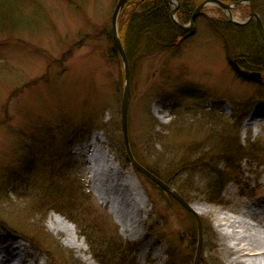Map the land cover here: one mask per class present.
I'll list each match as a JSON object with an SVG mask.
<instances>
[{
  "label": "rangeland",
  "instance_id": "374dc122",
  "mask_svg": "<svg viewBox=\"0 0 264 264\" xmlns=\"http://www.w3.org/2000/svg\"><path fill=\"white\" fill-rule=\"evenodd\" d=\"M4 1L16 19L12 27L0 24V239L14 233L11 243L22 240L24 264H89L88 259L100 264L92 252L116 232L94 226L89 212L100 210V215L108 213L123 242L135 247L130 258L137 264H194L199 220V264H227L216 214L231 215L235 205L242 210L264 197V116L245 127L256 110L264 109V76L243 75L231 62L241 53L263 56L252 21L234 28V22L227 23L229 10L210 5L173 50L158 49L133 67L132 152L183 192L190 211L147 181L128 157L121 124L124 74L116 60L106 57L108 40L92 38L95 31L112 32L117 0ZM251 2L264 24V0ZM230 10L241 23L251 12L248 2ZM94 132L144 203L140 237L124 233L111 204L96 195L88 164L96 152L77 153ZM235 137L243 150L232 155L233 171L221 162L220 147ZM118 165H113L117 172ZM216 178L232 182L211 200L218 195ZM24 181L34 185L27 193L43 199L40 212L30 211L33 203L26 199L7 194ZM89 195L92 202L86 200ZM51 213L75 227L79 249L51 227ZM83 232L93 235L94 247ZM121 257L116 254L112 262Z\"/></svg>",
  "mask_w": 264,
  "mask_h": 264
},
{
  "label": "trees",
  "instance_id": "16d2710c",
  "mask_svg": "<svg viewBox=\"0 0 264 264\" xmlns=\"http://www.w3.org/2000/svg\"><path fill=\"white\" fill-rule=\"evenodd\" d=\"M179 1L180 5L177 10V18L181 24H186L190 21L196 8L204 0ZM220 1L223 3L231 4L239 2L241 0ZM1 10L2 12L0 13V24L3 26L9 25L10 27H12L14 22L12 20L16 19L12 6L10 4L7 5L4 0H0V11ZM3 11H6L7 14H4ZM171 11L172 4L170 0H129L124 6L119 17V35L127 52V56L131 66V72L133 71V67L135 66L136 62H140L141 60L144 61L146 58L151 57L155 52L159 50H161L162 52L173 50L177 45V41L187 36V34L182 32L173 22ZM7 19L11 20L7 23L4 22ZM227 23L229 24L230 22L227 21ZM16 24L18 25L19 23L16 22ZM231 25L232 27L234 26V28L242 29L240 26L236 27L235 24ZM252 25L256 31L257 39L259 41L260 48L262 49L263 56L259 58H253L248 53H241L238 57H236V59L241 62L245 69L264 74V43L254 21H252ZM248 27L250 26H246L243 28L246 29ZM101 35L105 37L111 44V47L106 51V57L109 59V61L116 60L119 63L121 74H124L122 61L115 45L112 32L107 30L100 32L95 31V34L93 35L94 37L92 38L95 40H99L101 39ZM249 146H251V144ZM251 147H253L252 150L257 149L255 146ZM242 150V144L239 139H236V137L234 139L231 138L227 142L223 141V146L220 147V153L223 157L221 162H224L227 165L228 169L234 171L232 155L240 154ZM241 161H244V159ZM151 171L155 173L159 178H162L154 170ZM215 174L218 175L219 171H216ZM146 180L153 185H156L147 177ZM163 181L167 184H170L166 179H163ZM215 182L217 183L215 188L217 189L216 191H218V195H216V198L213 197L211 200L217 199L218 196L220 197L231 180L225 183H221V181L216 178ZM20 185V189H11L7 194L10 195L11 193H14L15 197L19 199H26V201H28L29 203H33V206L30 205L31 208L29 207L30 211L32 208H35L37 212H40L41 208L43 207L40 202L43 199L40 197H35V193L29 194L26 192L27 188L33 187L34 185L27 184L26 181L20 183ZM157 187L164 195L176 201L164 189L160 188L159 186ZM174 188L176 189L175 191H178V193L183 197V199H186L182 191H180L177 187ZM86 200L92 202V197L89 195L86 197ZM98 213L99 214H94L93 211L89 212V215H92L94 217V226L105 227L106 229H108L110 235L112 234V228H114L116 232H113L114 235L110 236V240L107 244L102 246V249L95 246V241H92L93 235H90L88 232H83V235L86 237L89 246H95V250L94 252H92L95 260H97V262H99L100 264H137L134 259L130 258L132 252L135 250V247L123 242L107 212H104L102 213V215H100L99 210ZM93 222H91L90 224L93 225ZM76 223L78 222L76 221ZM193 235H195V233ZM105 237V235L101 236L102 239H104ZM195 240H197L196 237H192V242ZM118 253L122 255L121 260L113 263L112 261L113 259L115 261V256Z\"/></svg>",
  "mask_w": 264,
  "mask_h": 264
},
{
  "label": "bare ground",
  "instance_id": "6f19581e",
  "mask_svg": "<svg viewBox=\"0 0 264 264\" xmlns=\"http://www.w3.org/2000/svg\"><path fill=\"white\" fill-rule=\"evenodd\" d=\"M259 113L264 114V109L259 108L252 117ZM252 117L246 122V129L255 124ZM98 138V132H94L78 147L77 153L89 155L96 152L88 161L91 167V183L95 187L96 195L101 202L111 204L110 211L122 225L124 233H130L135 238L140 237L138 224L140 226V213L144 203L136 189L123 178L116 157L108 147L98 143ZM114 164L118 165L121 171H115ZM134 211L138 220L133 217ZM231 212L233 215L218 212L215 216V227L222 245L221 252L227 264H264V197L251 205L244 204L242 210L237 209L235 205ZM48 220L56 233L63 232L66 235L65 240L79 249L76 229L71 223L54 213L49 215ZM145 250L148 251L147 247ZM24 259L19 247L13 246V243L0 250V264H24ZM88 262L93 264L89 259Z\"/></svg>",
  "mask_w": 264,
  "mask_h": 264
},
{
  "label": "water",
  "instance_id": "95a60500",
  "mask_svg": "<svg viewBox=\"0 0 264 264\" xmlns=\"http://www.w3.org/2000/svg\"><path fill=\"white\" fill-rule=\"evenodd\" d=\"M128 0H119L116 8L113 13L112 17V29H113V36L114 40L117 46V49L120 53V56L122 58V62L124 65V71H125V88H124V93H123V99H122V107H121V122H122V130H123V136H124V142L126 145L127 152L129 154V158L131 159L132 164L143 174H145L147 177H149L153 182H155L157 185L165 189L169 194H171L180 204H182L186 209L193 211L190 205L175 191L173 190L170 186H168L166 183H164L159 177H157L155 174L150 172L148 169L143 167L139 162L136 161L131 148H130V142H129V132H128V116H129V106H130V99H131V69H130V63L126 54V51L123 47V44L121 42V39L119 37V32H118V19L119 15L127 3ZM218 5L222 7L224 10H230L233 5L230 4H224L220 2L219 0H205L202 2L192 15V18L190 20V23L188 25H182L180 24L177 19H176V11L179 5V0L173 1V10H172V17L174 21L177 23L178 27H180L184 31L190 30L195 22V19L197 18L198 14L201 12L202 9H204L208 5ZM236 5V4H235ZM254 18L256 20L258 29L261 33V36L264 40V25L259 17V15L255 12L253 5H251V13L249 15L248 20H251ZM229 19L231 21H234L235 23L240 24V22H237L233 19V16L230 14ZM253 76H261L259 74L253 73ZM198 225H199V244H198V249H197V254L195 258V263L194 264H199L200 261V256H201V251H202V226L201 222L198 220Z\"/></svg>",
  "mask_w": 264,
  "mask_h": 264
}]
</instances>
